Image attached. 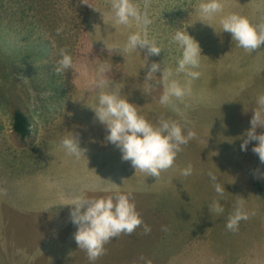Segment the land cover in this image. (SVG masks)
Returning a JSON list of instances; mask_svg holds the SVG:
<instances>
[{
	"label": "rangeland",
	"instance_id": "374dc122",
	"mask_svg": "<svg viewBox=\"0 0 264 264\" xmlns=\"http://www.w3.org/2000/svg\"><path fill=\"white\" fill-rule=\"evenodd\" d=\"M87 2L91 7L80 0H0V183L6 192L4 199L0 194V264H144L140 256L152 264H264V197L257 187L264 190V163L252 152L257 141L241 150L255 99L264 93V46L246 52L220 25L230 13L264 22V0H223V11L211 20L197 10L201 0H139L152 20L148 36L162 48L159 55L147 57L144 67L146 48L131 54L107 48L123 45L135 27L106 25L112 15L107 0ZM178 29L199 43L202 55L191 93L174 101L182 115L159 103L163 87L158 83L164 68L185 83L183 73L175 74L182 55L172 42ZM62 48L91 72L109 64V79L137 107L154 100V123L144 115L146 107L138 109L153 124L163 116L179 120L185 134L196 132L159 178L136 171L118 149L108 150L113 144L106 142L104 125L91 109L98 91L89 90L84 77L76 79L74 70L54 72ZM153 62L160 70L149 81L156 85L149 93L144 82ZM18 109L31 123L27 137L13 131ZM69 128L87 146H80L87 150L84 156L67 155L61 147ZM50 141L56 150H48ZM45 147L48 156L41 157ZM79 160H88L91 170L77 168ZM106 162L114 171L100 173L97 168ZM26 163V170L17 167ZM189 163L193 174L184 177L181 170ZM209 171L225 187L221 214L208 210L218 199ZM96 186L131 191L151 231L144 234L141 225L131 235L121 234L105 245L104 256L89 261L74 239L77 226L70 220V206L61 204L77 193L110 194L90 191ZM239 196L245 210L255 214L233 232L226 224Z\"/></svg>",
	"mask_w": 264,
	"mask_h": 264
},
{
	"label": "clouds",
	"instance_id": "9594fccd",
	"mask_svg": "<svg viewBox=\"0 0 264 264\" xmlns=\"http://www.w3.org/2000/svg\"><path fill=\"white\" fill-rule=\"evenodd\" d=\"M80 2L89 5L87 0H80ZM107 3L112 15L108 20H104L106 25L114 28L117 25L135 27L136 31L128 36L123 45L115 44L106 47L110 52L116 51L120 54L124 52L131 54L138 49L146 48L144 67L148 56L159 55L162 50L155 38L150 39L148 36V26L152 23L148 12L141 10L139 0H107ZM223 8V0H201L197 5L198 12L207 20L213 19L217 13L223 11ZM220 25L222 31L230 33L237 46L246 52L251 53L264 46V22L253 23L246 16L230 13L221 18ZM62 31L63 25L56 29L58 35ZM172 42L182 49L175 74L183 73L186 80L184 84H181L179 80L173 78L172 69L164 68L158 81L163 87L159 103L171 106L174 111L182 115L174 101L182 102L183 98L191 93L192 82L200 76V73L194 69L199 68L202 55L199 43L185 30L178 29L172 37ZM59 55L60 59L57 61L54 72L63 74L74 70L73 74H78L76 79L84 77L86 87L89 90L98 91L97 104L91 107L95 113V119L107 130L106 142L119 149L122 153L121 159L129 161L136 171L159 178L162 172L173 166L178 153L182 151V146H186L196 137L197 134L192 129H188L185 134V126L179 120L165 119L161 116L158 122L153 124L141 115L137 106L130 103L128 98L122 95V89L116 84L113 85L112 80L106 75L112 70L109 64L101 63L94 72H91L86 63H80L77 66V61L68 50L60 49ZM158 70H160V64L153 62L145 77L144 83L149 93L156 87L149 81L155 80L154 73ZM255 105L250 120L251 127L241 137V150L247 151L248 144L251 141H257L252 152L258 154L260 162L264 163V132L257 134L258 128L264 129V93L257 95ZM60 145L66 150L67 155L77 158L84 156L87 151L80 147L79 136L74 132L63 137ZM192 174L191 163L181 170V175L184 177ZM207 175L213 182L218 196V199H213L208 205V210L210 213L221 214L224 212V207L220 199L224 197L225 187L212 171H209ZM90 191L110 194L96 197L77 193L68 203L61 204L70 206V220L77 226L74 239L78 248L86 252L89 261H96L104 256L107 253L105 245L121 234L131 235L141 225H143L144 234L150 233L151 228L143 222L137 211L131 191L122 193L119 189L113 190L103 186H96ZM254 214L245 210V199L240 197L234 205V211L228 217L226 228L235 232L242 220H247ZM162 230L168 229L162 226ZM139 260L144 264H152V261L144 256H140Z\"/></svg>",
	"mask_w": 264,
	"mask_h": 264
},
{
	"label": "crops",
	"instance_id": "0c3cea01",
	"mask_svg": "<svg viewBox=\"0 0 264 264\" xmlns=\"http://www.w3.org/2000/svg\"><path fill=\"white\" fill-rule=\"evenodd\" d=\"M109 74H110V72L109 73H107L106 75L109 77ZM140 107V111L142 110V108H145L146 109V114H144V115H146V117H148V119L149 118H151V120H152V122L154 123V119H155V116H156V114H155V104H154V100H148V101H146V105L144 106V105H142V106H139ZM139 107H137L138 109H139ZM72 125V124H71ZM71 128H72V130L75 132L76 130L74 129V128H76V125L74 124V125H72L71 126ZM104 130H105V132H107V130H106V128H105V126H104ZM66 134H70V128H69V130L67 131V133ZM79 140L81 141V135H79ZM55 145L53 144V141H50V143L47 145V147H48V150L49 151H54V150H56V149H54L55 147H54ZM80 146L81 147H87L84 143H81L80 142ZM47 147H45V148H42L41 150L43 151V155H40L41 157H43L44 155H47L48 156V153L45 151L46 149H47ZM107 148H108V150H115V149H117L114 145H112V146H109V145H107ZM119 150V149H118ZM96 151H97V149H96ZM112 154V153H111ZM122 154V153H121ZM41 160V159H40ZM81 160H79L78 161V164H79V162H80ZM42 164H43V161H40ZM120 162H117V165L115 166V167H117V166H120V165H118ZM77 164V165H78ZM76 165V166H77ZM74 166V165H73ZM111 166H114V165H112V164H109V163H104V164H102V165H100L99 166V168H97L98 170H99V172L100 173H107V172H110V171H114L112 168H111ZM19 169H20V167H24V170H26V167H27V163L26 164H22V165H18L17 166ZM77 168H82V170L84 171V172H86L87 173V171L88 170H91V168H90V165H89V161L87 160V161H85V162H81L78 166H77ZM41 170H43V168L41 169ZM83 182V181H82ZM25 184V183H24ZM7 186V185H6ZM80 186V185H79ZM79 186H77L76 185V187H79ZM3 187H5V184H4V182H3V186H2V184L0 183V190H2V188ZM23 188V187H22ZM23 190H24V188L22 189V193H23ZM36 190L37 189H35V192H36ZM27 192V191H26ZM26 192H25V194H26ZM0 194H1V196H2V198L4 199L5 198V195H6V192L5 191H0ZM26 198V197H25ZM35 214H37L36 212H35Z\"/></svg>",
	"mask_w": 264,
	"mask_h": 264
},
{
	"label": "trees",
	"instance_id": "16d2710c",
	"mask_svg": "<svg viewBox=\"0 0 264 264\" xmlns=\"http://www.w3.org/2000/svg\"><path fill=\"white\" fill-rule=\"evenodd\" d=\"M13 131L21 137H27L31 133V123L26 113L22 110L14 112ZM258 191L264 197V190L261 184H257Z\"/></svg>",
	"mask_w": 264,
	"mask_h": 264
}]
</instances>
